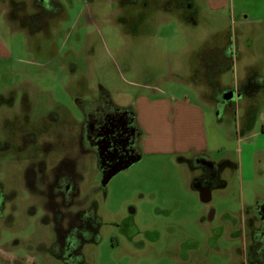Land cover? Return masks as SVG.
Returning a JSON list of instances; mask_svg holds the SVG:
<instances>
[{
	"label": "rangeland",
	"instance_id": "374dc122",
	"mask_svg": "<svg viewBox=\"0 0 264 264\" xmlns=\"http://www.w3.org/2000/svg\"><path fill=\"white\" fill-rule=\"evenodd\" d=\"M120 2L115 17L116 9L108 3L67 0L63 18L45 30L37 24L7 23L0 10V39L7 52L0 56V144H10L14 151L13 156L0 152L3 191L12 185V159H23V146L32 137L11 122L34 129L33 143L67 142L74 128L66 114L77 120L76 101L86 107L104 94L112 105L130 110L137 124L134 105L139 96H186L205 111L214 144V152L206 156L228 162L220 175L226 186L211 191L208 205L200 203L190 170L179 160L193 154L155 155L153 144L142 152L139 141L140 153L147 154L138 153L135 164L106 184L104 199L97 195L102 223H116L135 206L138 236L128 240L114 226H101L97 243L85 248L87 264H173V258H182L187 240L192 259L182 264H241L244 211L264 204V173L256 172L261 156L253 154L264 148V136L252 138L247 147L236 128L237 122L241 129L254 125L251 135L264 126V89L254 82L264 80V0ZM2 4L4 9V0ZM222 50L227 59L219 65L221 71L207 72L209 84L203 70L207 63L201 60L213 65ZM197 68L203 70L200 78ZM224 89L231 97L223 112V106L207 100ZM201 90L202 98L197 93ZM49 113L59 117L56 122ZM155 115L161 118L162 110ZM138 128L140 139L142 133L149 134L147 128ZM86 180L85 189L100 184L94 162ZM12 182L21 185L16 176ZM34 200L18 194L12 222H0V264H61L50 249L54 237L41 225L40 209L31 207ZM209 208L213 220L203 222Z\"/></svg>",
	"mask_w": 264,
	"mask_h": 264
},
{
	"label": "flooded vegetation",
	"instance_id": "af4514ba",
	"mask_svg": "<svg viewBox=\"0 0 264 264\" xmlns=\"http://www.w3.org/2000/svg\"><path fill=\"white\" fill-rule=\"evenodd\" d=\"M94 1L112 5L116 9L115 17L119 16L117 7L121 4L120 0ZM2 3L3 0H0V5H3ZM4 3L6 7L0 8V10L3 20L7 23L15 22L21 27L30 25V28L37 24L38 29L45 30L50 22L63 18L62 12L65 8L63 4H66L67 0H64V3L62 0H4ZM223 50L218 61H214L213 65H209L207 59L201 60L202 65L203 60L207 63L208 69L203 70L205 71L204 79L209 84L212 83L207 72L213 70V74H215L217 70L221 71L219 65L222 66V62L227 59ZM212 61L213 59L210 57V62ZM203 70L197 68L198 78ZM254 82L256 86L258 85L256 88H260L264 80L260 83ZM227 91L230 92V90ZM227 91L225 89L221 92L216 91L211 96L212 99L209 100L217 105L227 106L230 101L224 100V97H231L227 95ZM234 94H238V91ZM97 96L96 103L94 101L86 107L79 105L80 102H75L79 107H76L78 109L77 120L66 114V118L71 121L70 124L74 128L73 134L69 136L70 141L67 142L45 141L41 143L35 140L33 143L32 139L36 133L34 129L28 131L26 126L17 128L15 123L11 122V127L20 129L24 135L32 137L23 146L25 150V153L23 152L21 155L24 156L23 159H12L11 169L15 167V170L10 172L12 185L9 191H3L0 184V222L6 223L7 226L12 222V216L17 209L13 201L18 194L24 192L28 199L34 198L31 207L37 206L40 209L41 225L48 227L54 237L50 249L55 260L61 264H87L85 248H92L89 244L97 243L94 238L99 233L101 226H114L116 233L128 240L138 236L134 221L135 206H129L126 215L116 223H102L101 217L98 216L97 195H101L104 199L103 188L99 183L88 185L86 189L83 188V185L87 183L86 176L93 162L96 165L99 179H101L102 173L108 169V166L117 163L124 164L140 153L138 146L140 132L131 111L112 105L104 94ZM13 103L12 100L8 102L10 108ZM48 115L52 116L53 122L59 118L53 113ZM100 149L103 150L101 154ZM0 152H11L12 156L14 154L11 145L7 143L0 144ZM99 159H102L104 163L102 164ZM179 160L188 166L192 189L195 192L203 188L212 191L225 186L226 183L220 178L224 167L206 155L196 153L189 159L179 158ZM14 176L21 184L19 188L13 186ZM212 220L213 210L209 208L203 222L211 223ZM19 221H22V217ZM242 226H247L245 244L252 241V235L256 229L259 236L258 241L263 248L264 204H257L248 210L245 213ZM185 243L183 241L181 249L185 247Z\"/></svg>",
	"mask_w": 264,
	"mask_h": 264
},
{
	"label": "crops",
	"instance_id": "0c3cea01",
	"mask_svg": "<svg viewBox=\"0 0 264 264\" xmlns=\"http://www.w3.org/2000/svg\"><path fill=\"white\" fill-rule=\"evenodd\" d=\"M6 54L7 52L3 46V42L0 39V56ZM261 89H264V83L262 84ZM197 93H200V96L198 95L199 97L203 96L202 90L198 91ZM208 101L211 102L210 100H207V102ZM134 106L136 110L138 126L143 129L145 127L149 131V134L142 133L143 135H141L140 143L142 146V152H144V150H148V144L154 145L151 151H154L155 155L162 154L169 156L178 154V156H181L182 154L188 155L199 153L208 156V154L214 152V144L208 137L207 117L205 111L203 108H201L202 106L200 107V105L191 103V101L188 100L186 96L178 100L156 99L148 96H139ZM225 109L226 108L224 107L223 112ZM160 110H162L163 116L158 118L155 114ZM236 124L239 135L245 137L246 139L244 145L247 147L252 143V138L264 136V126L261 127V132H256L250 135V132L255 128L254 125L247 127L245 126L243 129H241V124L239 122ZM183 138L186 139V143L183 142ZM164 140H167L166 148L164 146ZM253 154L255 156H261V158L258 159L259 163L256 165V172L264 173V148L255 149ZM226 167L224 165V168ZM234 169L241 172V165L235 164ZM246 227L247 226H240L239 231L241 236L244 238L246 234ZM213 230L215 234L219 233L217 228H214ZM188 242L189 240L186 241L184 245L185 247H182L181 249L182 258H173V264H182L183 262H188L192 259H190V253L187 252ZM242 250L241 264H246L245 241ZM196 262H199L198 258Z\"/></svg>",
	"mask_w": 264,
	"mask_h": 264
},
{
	"label": "water",
	"instance_id": "95a60500",
	"mask_svg": "<svg viewBox=\"0 0 264 264\" xmlns=\"http://www.w3.org/2000/svg\"><path fill=\"white\" fill-rule=\"evenodd\" d=\"M227 97V96H226ZM224 97V100H228L229 98ZM103 152L102 149H100V154ZM112 159V157H110ZM138 156L131 158L126 163H117L112 166H108V169L102 173L101 179H100V186L104 188L106 184L119 172L124 171L128 169L130 166L135 164L138 161ZM101 160V161H100ZM99 161L103 164L104 162L102 159H99ZM198 200L202 204L209 203L211 200V191L208 188H203L201 190H198Z\"/></svg>",
	"mask_w": 264,
	"mask_h": 264
},
{
	"label": "trees",
	"instance_id": "16d2710c",
	"mask_svg": "<svg viewBox=\"0 0 264 264\" xmlns=\"http://www.w3.org/2000/svg\"><path fill=\"white\" fill-rule=\"evenodd\" d=\"M228 162L223 161L222 163L219 162L220 165L224 167V164L226 165ZM253 208V207H252ZM251 208H247V210L244 211L246 213ZM255 232L252 235V241L246 245V264H264V247L262 248L261 243H259V236L258 232H256V229H254Z\"/></svg>",
	"mask_w": 264,
	"mask_h": 264
}]
</instances>
